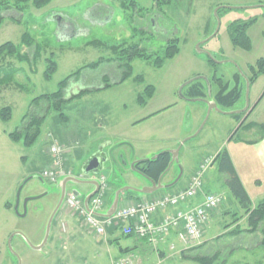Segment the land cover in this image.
I'll use <instances>...</instances> for the list:
<instances>
[{
	"label": "rangeland",
	"instance_id": "374dc122",
	"mask_svg": "<svg viewBox=\"0 0 264 264\" xmlns=\"http://www.w3.org/2000/svg\"><path fill=\"white\" fill-rule=\"evenodd\" d=\"M123 2H133L136 7L123 9ZM3 16L0 46L7 42L14 44L27 60L0 59V80L6 78L0 85V109L11 110L10 120L0 121V264H117L120 261L194 264L193 257L214 253H219L224 264H264L263 224L253 234L218 238L236 226L246 230L248 224L244 210L227 186V176L219 172L216 164L205 171L202 185L210 194L220 195L222 203L208 215L205 241L202 239L185 250L176 238L171 242L174 250L161 244L135 242L130 237L121 238L118 245H106L102 237L89 234L81 226V220L69 212L64 201L43 244L48 220L60 198L61 179L54 184L40 180L44 158L54 137L69 154L68 167L73 173L70 178L74 181L66 183L65 196L75 193L84 200L94 191L87 176L77 177L84 174L83 168L94 155L101 154L96 175L105 177L109 198L113 199L119 190L140 188L141 183L131 177L134 176L131 162L149 160L165 152L155 150L165 142L174 145L171 149L178 152V163L163 183L166 185L175 177L178 167L182 177L175 186L160 190L159 194L177 191L197 169L200 159L220 149L231 153L245 191L254 207L259 204L264 198V131L238 130L230 141L232 123L228 114L252 109L245 123L264 126V75L248 88L245 82L248 67L264 58V0H170L165 5H155L154 0H51L41 9L28 3L23 12L11 10ZM250 20H254L247 31L251 50L246 52L232 46L229 26ZM23 34L32 39L33 47L41 50V58L36 62L32 61L34 48L20 45ZM172 39H177L179 49L173 59L159 69L148 61L136 59L130 77L115 84L124 71L119 67L122 57L112 53L110 47L138 44L154 59L163 57L166 44ZM50 56L56 71L45 81V60ZM100 58L114 62L83 69L77 79H71L58 111L53 106L47 110L50 105L45 102L31 106L34 98L56 92L61 81ZM236 73L242 79L240 102L234 109L209 111V101L216 91L213 77L222 78L231 89ZM191 81L204 84L207 89L204 101L183 98L187 93L184 84ZM104 85L108 87L104 89ZM147 86H152L154 93L144 112L175 109L149 123L152 133L149 154L141 156L135 140L140 132L138 128L132 129L130 122L140 116L136 97ZM84 91L80 98L68 101ZM28 111L36 116L45 115L39 136L30 147L24 146L23 141L14 143L7 136L21 131L23 116ZM260 138L255 146L239 142H256ZM125 193L128 191L121 197ZM25 200L28 202L24 209ZM235 220H238L236 226L232 223ZM227 225L229 228L224 230ZM72 228L77 233L73 240H68ZM125 247L131 248L132 256L121 252ZM155 247L162 249L166 257L160 259Z\"/></svg>",
	"mask_w": 264,
	"mask_h": 264
},
{
	"label": "trees",
	"instance_id": "16d2710c",
	"mask_svg": "<svg viewBox=\"0 0 264 264\" xmlns=\"http://www.w3.org/2000/svg\"><path fill=\"white\" fill-rule=\"evenodd\" d=\"M51 0H0V27L4 22L3 14L8 11H16L17 13H21L24 11L25 6L30 3L31 6L35 9H41L46 7L50 4ZM155 5L159 4H169L170 0H163L160 3L159 0H154ZM132 6L136 7L135 3L133 2H123L121 7L123 9ZM254 24V20H250L246 23H231L229 26L230 31V42L233 47L242 49L243 51H250L251 50V42L249 37L247 36V31ZM93 45L98 46L101 45L99 42H92ZM20 45L26 46L28 48H34V52L32 55V61L36 62V60L41 58V50L38 47H33L32 39L27 35L23 34L20 39ZM109 50L112 53H119L122 59L120 60V69H123V75L120 82L125 81L130 75L132 74V63L136 59H142L152 63L153 67L159 69L161 68L166 61L173 59L178 53V41L177 39L169 40L166 44L163 57H155L152 59V56L144 53L143 50L139 48L138 44H126L123 43L118 46L110 47ZM7 57L14 58L18 62H23L27 60V56L21 54L18 50V47L14 44L7 42L0 46V59H5ZM45 70L43 72V79L45 81H49L53 74L56 71V64L52 59V56L47 58L46 60ZM114 62L113 59H102L100 58L94 63H91L67 78L61 81L58 84L57 91L52 94H46L34 98L31 102L32 104L38 105L40 102H45L50 106H47V110L53 106V109L58 111L60 104L64 102L62 99L63 91L67 87L68 82L71 79H77L83 69H96L100 65L106 63L110 64ZM210 62V61H208ZM264 75V58L259 59L255 62L253 66L248 67V75L245 77L246 82L249 86L253 85L256 80ZM10 77L12 75H9ZM6 78L0 80L1 83L5 82ZM11 81V80H8ZM7 81V82H8ZM212 81L216 86V91L213 94L212 100L216 103V105L222 110L234 109L235 106L240 102L242 99V88L241 83L242 79L239 74L233 75V87L230 89L229 84L224 82L222 78L213 77ZM108 87L105 85L104 88ZM186 87V86H185ZM187 93L183 97L186 100H205L207 97V89L205 88L204 84L201 81H192L186 87ZM154 93V88L152 86H147L143 94L138 98L139 105H144L146 102L152 98ZM85 94L84 92H80L76 96L71 97L68 101H72L74 98H80L82 95ZM244 114H236L232 115L233 117L240 120ZM11 117V110L9 107H5L0 109V121L1 122H8ZM45 121L44 116H36L32 115L29 111L23 116V127L21 131L8 134V138L14 142L18 143L23 141L24 146H32L37 137L39 136L40 127ZM253 125L245 124V121L241 124V128H248L251 129ZM261 131H264V127L261 128ZM233 139V138H232ZM170 164V154L169 152H160L158 153L154 159L139 161L134 163V169L137 171L140 177L151 179L155 182L159 180V178L163 175V177L167 174V169ZM216 164L218 166V170L220 173L225 174L227 176V186L232 193L233 197L237 200L238 204L240 205L241 209L244 210V214L247 217V224L248 228L246 230H241L238 226L232 229L228 233L221 234L218 238H223L225 236L228 237H236L241 233L253 234L261 224L264 225V202H260L255 207L251 205L250 199L238 178L230 158L225 150L219 152L215 158L213 159V165ZM177 172V171H176ZM178 173V172H177ZM174 179L171 181L173 182ZM170 182V183H171ZM129 195H134L131 192L125 193ZM113 199L109 198L108 196V205H111ZM6 208L10 209V205L6 204ZM238 220L233 221L232 223L236 225ZM229 226H225L224 230H227ZM114 229H119L114 227ZM264 235V229H263ZM264 239V238H263ZM264 245V240L261 242ZM220 261V263H219ZM194 264H224V260H220L219 253H214L211 256H195L193 257Z\"/></svg>",
	"mask_w": 264,
	"mask_h": 264
},
{
	"label": "built area",
	"instance_id": "2783aa9c",
	"mask_svg": "<svg viewBox=\"0 0 264 264\" xmlns=\"http://www.w3.org/2000/svg\"><path fill=\"white\" fill-rule=\"evenodd\" d=\"M51 158L49 164L40 173L43 181L54 184L59 179L71 176V171L65 166V148L56 140L48 147ZM213 159H203L197 171L191 177L187 187L178 192L152 199H141L130 206L119 207L112 216L98 218L97 213L104 212L108 187L105 177L93 176L97 182V191L88 201V210L84 208L83 199L74 194L65 197L64 205L72 215H77L81 226L95 237H104L107 228L117 227L125 237L144 239L147 243L156 245L173 233L185 250L199 244L202 240L208 215L221 204L219 195L207 194L202 190V179L205 171L211 166ZM83 174L77 178L83 179ZM201 197L197 205L187 203ZM161 214V218H154ZM174 246L170 247L173 250ZM117 264H131L120 261Z\"/></svg>",
	"mask_w": 264,
	"mask_h": 264
},
{
	"label": "crops",
	"instance_id": "0c3cea01",
	"mask_svg": "<svg viewBox=\"0 0 264 264\" xmlns=\"http://www.w3.org/2000/svg\"><path fill=\"white\" fill-rule=\"evenodd\" d=\"M94 17V16H93ZM119 83H121L120 81H118L117 83H115V84H119ZM105 86V85H104ZM104 88V87H103ZM105 89V88H104ZM140 97V95H138L137 97H136V103H137V105H139V103H138V98ZM149 100H151V99H149ZM210 103H213L214 101L213 100H210L209 101ZM147 103V102H146ZM140 106V108H139V110H138V114H140V116H138V117H136L135 119H132V121L130 122V127L132 128V129H136V128H138L139 130V132H140V136H137V137H135V140L138 142V144H139V150H140V153H141V156H146L145 154H149V148H148V145L150 144V139H149V136H151V132H150V130H149V123H151V121H153L154 119H157V118H160V117H162L163 115H166L167 113H169L170 111H173V109H175V107L174 108H170V107H166V108H162V109H157V110H153V111H150V112H144L145 111V109H147V104H144V105H139ZM167 108H170L169 110H166ZM165 110V111H164ZM232 112H234V111H232ZM171 113V112H170ZM244 115L242 116V118L240 119V120H237V118H235V117H233L232 115H236L235 113H230V114H228L229 115V119H230V121H231V123L232 124H230V132H231V137H230V141L231 140H234V139H232L233 138V136L235 135V133H236V131H238V130H245V131H251V130H253V129H259V131L260 132H262L261 131V128L262 127H264L263 125H260V124H257V123H245V124H251V125H253V127L251 128V129H248V128H241V124L245 121L246 122V120H247V118L250 116V114L252 113V109L249 111V109L247 108L246 110H245V112H242ZM239 114H241V113H239ZM238 114V115H239ZM42 126V125H41ZM165 129H166V127H165ZM155 133H161V131H159V132H155ZM261 137V136H260ZM49 138H51V136H49ZM262 138V137H261ZM257 139V141L256 142H249V141H242V140H240L239 142H242L241 144H243V145H246V144H248V145H253V146H255L254 144L255 143H257L258 141H260V140H262V139ZM52 140H56V141H58L57 139H55L54 137H52V139L50 140V143H51V141ZM166 141V140H165ZM59 142V141H58ZM240 144V145H241ZM247 145V146H248ZM173 146L174 145H170V144H168V143H165V142H163V144H162V146L161 147H158L157 149H155V150H157L156 152H158L159 150H161V151H165V152H174L171 148H173ZM201 146V145H200ZM143 150H147L146 152H143ZM226 151V150H225ZM219 152H221V150L219 149V150H217L216 152H215V154L214 155H212V156H207V157H204L203 159H206V158H215V156L219 153ZM48 155H47V157L46 158H44V164H45V167H46V165H48L49 164V162H50V160H51V158H50V156H49V153H48V149H47V152H46ZM158 154V153H157ZM227 154H228V156H229V158H230V161H231V163H232V166H233V168H234V170H235V167H234V163H233V159H232V155H231V153L230 152H227ZM65 164L67 165L66 167H68V165H69V161H68V158H69V154L66 152V154H65ZM93 158H99L100 159V164H101V162H102V155L101 154H96V155H94L93 156ZM137 158V157H136ZM203 159H200V162H198V165H197V168H198V166L201 164V162L203 161ZM135 162H138V161H136L135 159L133 160V162H131V164H133V163H135ZM176 164H172L171 165V167H170V169L168 170V172H167V174L169 173V172H171L172 171V169L174 168V166H175ZM213 166V163H212V165L210 166V168ZM44 167V168H45ZM70 167V166H69ZM68 167V168H69ZM86 167V166H85ZM85 167L83 168V173H84V175L85 176H87V179H88V181L91 179V177H93V176H98V175H96V173L95 174H93V173H90V174H85V172H84V169H85ZM100 167V166H99ZM99 169V168H98ZM71 171V170H70ZM177 172H179L178 170H176ZM195 171H197V169L195 168V170L191 173V175L187 178V180L183 183V186L181 187V188H179L177 191H175V192H178V191H180V190H183V189H185L186 187H187V185H188V183H189V180H190V178L192 177V175L194 174V172ZM174 172V171H173ZM177 172H176V175H175V177L173 178L174 180L176 179V177H177ZM235 172H236V170H235ZM71 173H72V171H71ZM166 174V175H167ZM236 174H237V172H236ZM73 175V173L71 174V176ZM166 175L162 178V180H161V183H162V185H165L164 183H163V181H164V178L166 177ZM132 177V179L134 180V181H137V183L138 182H140L141 184H140V187H146V186H148V184L142 179V178H140V176L138 175V174H136V173H134V176H131ZM172 179V180H173ZM171 180V181H172ZM91 181V180H90ZM170 181V182H171ZM170 182H168L167 184H170ZM172 183V182H171ZM242 183V182H241ZM166 184V185H167ZM245 189V188H244ZM202 190H203V192L204 193H207V194H210L208 191H206V190H204L203 189V185H202ZM175 192H170V193H168V194H172V193H175ZM247 193V192H246ZM168 194H159L158 192L156 193H152V194H150V195H147V197H144V198H142V197H139V196H136V195H129V194H126L125 196H123V197H121L122 196V194L120 195V200H121V198H123L121 201H120V206L119 207H126V206H130L131 204H133L134 202H136V201H138V200H141V199H152V198H157V197H160V196H164V195H168ZM247 195H248V197H249V199H250V202H251V205H252V207L254 206L253 205V203H252V200H251V198H250V195L247 193ZM108 196H109V194H108V191H107V195H106V205H105V209H104V212H102V214H104V213H106L107 211H108V209H109V205H108V202H107V200H108ZM200 200H201V197L199 196L196 200H193L192 202H191V204H189V206H191V205H197L199 202H200ZM260 202H264V198L260 201ZM259 202V203H260ZM188 205V204H187ZM118 207V208H119ZM246 217V216H245ZM161 218V214H158L155 218H154V220L155 221H158L159 219ZM238 224V222L236 223V225ZM235 225V226H236ZM75 233V234H74ZM76 233L77 232H75V229L74 228H72L71 229V231H70V235L68 236V240H73L74 238H75V236H76ZM121 238H125V236H123L122 234H121V232H120V230L119 229H114V227H110V228H107V230H106V234H105V236L104 237H102V240H103V242L106 244V245H110V244H112V243H115V244H119V241H120V239ZM130 238H134V241L135 242H140V241H145L146 242V240H144V239H141V240H138V239H136L135 237H130ZM175 238H176V236H175V234H173V233H170V234H168L166 237H165V239L162 241V242H159V243H157L155 246H160L159 244H161V245H165V246H169V250H170V247L173 245V244H171V242H172V240H175ZM177 239V238H176ZM202 239H203V241H205L204 240V233H203V237H202ZM174 246V245H173ZM136 248V247H135ZM155 251L157 252V256L160 258V259H163V258H165L166 257V254H165V252L162 250V249H159V248H157V247H155ZM174 249H175V246H174ZM173 249V250H174ZM181 249H182V247H181ZM132 250H131V248L130 247H125L124 249H121V252L122 253H124V254H126V255H128V256H132V252H131ZM179 251V250H178ZM178 253V252H177Z\"/></svg>",
	"mask_w": 264,
	"mask_h": 264
},
{
	"label": "water",
	"instance_id": "95a60500",
	"mask_svg": "<svg viewBox=\"0 0 264 264\" xmlns=\"http://www.w3.org/2000/svg\"><path fill=\"white\" fill-rule=\"evenodd\" d=\"M192 82V81H191ZM191 82L189 83H186L184 84V86H187L188 84H190ZM246 82V80H245ZM246 87L248 88V83L246 82ZM184 98V97H183ZM185 99V98H184ZM191 101H204V100H191ZM209 111L211 109H214V110H217L219 112H222L219 107L216 105L215 102L209 104ZM244 111H241V112H237V114L239 113H242ZM233 114V113H232ZM236 114V113H235ZM177 153L178 152H169L170 154V164L168 166V169L167 171L170 169L171 165L174 163L177 165L178 161H177ZM155 157H153L152 159H154ZM136 163V162H135ZM100 166V159L99 158H93L92 160H90L88 162V164L86 165L85 169H84V172L85 174H90V173H93L95 174L97 171H98V168ZM131 170L133 173H137V171H135L134 169V163L131 164L130 166ZM178 176L176 177V179L170 183V184H167V185H162L161 183V180L163 178V175L159 178V180L157 182L151 180V179H146V178H143V177H140L142 178L147 184L148 186L146 187H140V188H126V189H122V190H119L115 193L114 197H113V200L111 202V205L109 206V209L108 211L105 213V214H102V215H99V214H95L96 217L98 218H107L109 216H112L114 214V212L117 210L118 208V203H119V198H120V195L123 194L124 192L128 191V192H131L132 194L134 195H150L152 193H155V192H158L160 190H165V189H170L172 188L173 186H175L179 180L181 179L182 177V172H181V168L178 167ZM41 180V179H40ZM42 181V180H41ZM68 181H74L72 178L70 177H66V178H63L61 181H60V188H61V191H60V198H59V201L57 203V206L55 207L54 211L52 212L49 220H48V224H47V229H46V235H45V238H44V242L43 244L47 241V238H48V235H49V229H50V226H51V223L57 213V211L59 210L60 206L62 205L63 201H64V197H65V187H66V183ZM88 184L94 186V191L88 195L85 199H84V208L86 210H88V201L89 199L96 193L97 191V182L96 181H89ZM75 196H77V194L73 193ZM28 202V200H25L24 202V209H25V206H26V203ZM25 216V213L21 216V217H24ZM9 245V244H8ZM37 250L39 248H36Z\"/></svg>",
	"mask_w": 264,
	"mask_h": 264
},
{
	"label": "bare ground",
	"instance_id": "6f19581e",
	"mask_svg": "<svg viewBox=\"0 0 264 264\" xmlns=\"http://www.w3.org/2000/svg\"><path fill=\"white\" fill-rule=\"evenodd\" d=\"M84 201V200H83Z\"/></svg>",
	"mask_w": 264,
	"mask_h": 264
}]
</instances>
